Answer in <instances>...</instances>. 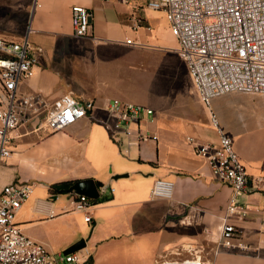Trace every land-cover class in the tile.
I'll list each match as a JSON object with an SVG mask.
<instances>
[{
    "label": "crops",
    "instance_id": "crops-1",
    "mask_svg": "<svg viewBox=\"0 0 264 264\" xmlns=\"http://www.w3.org/2000/svg\"><path fill=\"white\" fill-rule=\"evenodd\" d=\"M74 4L92 11L91 36L74 35ZM142 7L143 0H34L29 37L43 55L32 75L20 81L18 92L52 100L71 93L94 100L96 107L53 133L15 130L12 155L0 159V192L11 182L32 183L16 213L21 230L52 252L84 237L91 242V248H84L92 264L100 263L98 248L122 239L137 252L151 253L141 264L195 256L201 264H264V229L257 211L236 220L245 247L219 244L232 188L216 179L206 157L189 141L215 143L218 132L177 52L179 42L177 47L162 46ZM133 14L145 18L136 30L130 22ZM131 34L141 44L126 43ZM147 55L153 58L149 68ZM163 63L171 65L181 89L167 90ZM115 98L152 107L153 117L130 127L134 134L140 128L156 138L140 145H129L124 133L120 142L111 139L107 122L113 119L107 106ZM212 109L248 171L264 176V93L227 92L212 99ZM117 174L128 175L115 178ZM85 178L106 186L100 195L106 200L88 209L91 222L85 220L86 211L74 209V192L50 190L54 182ZM157 179L172 183L170 197L153 195ZM262 189L244 199L262 206L264 183Z\"/></svg>",
    "mask_w": 264,
    "mask_h": 264
},
{
    "label": "built area",
    "instance_id": "built-area-1",
    "mask_svg": "<svg viewBox=\"0 0 264 264\" xmlns=\"http://www.w3.org/2000/svg\"><path fill=\"white\" fill-rule=\"evenodd\" d=\"M146 5L165 11L179 42L177 52L218 132L215 143H198L194 137H189V141L195 144L197 154L206 157L216 179L232 188L219 244L227 248L245 247L243 230L236 220H245L257 211L264 229V204L244 199L263 190L264 176L256 177L248 171L235 149L233 137L221 127L212 109V99L236 90L264 93V0H146ZM92 22L93 13L88 7L72 6L75 36H91ZM130 22L136 30L145 24V18L133 14ZM32 31L30 26L20 40L0 36V159L12 155L9 146L18 128L53 133L89 116L96 107L94 100H83L71 93L52 100L41 94L18 92L20 81L29 78L42 60L43 48L30 40ZM125 42L141 44L132 38ZM107 111L113 119L107 123L114 141H121V133L130 137L129 145L156 138L140 128L134 134L130 127L153 117L152 107L115 98L109 102ZM132 136L135 138L131 139ZM32 187V183L16 181L6 184L0 192V264H92L85 248L70 253L52 252L21 230L16 213L30 196ZM171 191L170 181H155L154 196L170 197ZM91 199L75 194L72 201L75 210L86 211L88 222L92 221L88 210ZM201 263V257L195 256L152 264Z\"/></svg>",
    "mask_w": 264,
    "mask_h": 264
},
{
    "label": "rangeland",
    "instance_id": "rangeland-1",
    "mask_svg": "<svg viewBox=\"0 0 264 264\" xmlns=\"http://www.w3.org/2000/svg\"><path fill=\"white\" fill-rule=\"evenodd\" d=\"M33 4L34 0H0V36L9 39H20L22 35L27 34L30 26H32ZM142 9L152 20L153 32L157 35L159 43L169 48L177 47L178 39L171 30V25L165 11L163 9L148 7L146 0H143ZM130 38L135 39L134 34H131ZM152 60L153 58L147 55V68H149ZM162 67L165 74L163 81L166 82L167 90L172 92L181 89V84L177 80V74L171 69V65H164L163 63ZM156 75H158V70L156 71ZM146 80L149 79L147 78ZM124 240L122 239L114 244H107V246L98 248L97 257L100 260L99 264H141L149 261L148 256L151 255L150 252H137L128 246V242L123 244L125 243ZM87 246L91 248V242Z\"/></svg>",
    "mask_w": 264,
    "mask_h": 264
},
{
    "label": "water",
    "instance_id": "water-1",
    "mask_svg": "<svg viewBox=\"0 0 264 264\" xmlns=\"http://www.w3.org/2000/svg\"><path fill=\"white\" fill-rule=\"evenodd\" d=\"M128 174H117L115 178L127 176ZM106 190V186L99 187L97 181L94 178H85L77 180L73 185L69 187V191L74 192L77 195H86L92 199L100 197L101 193ZM87 245V239L81 238L69 247L64 252L70 253L80 250Z\"/></svg>",
    "mask_w": 264,
    "mask_h": 264
},
{
    "label": "trees",
    "instance_id": "trees-1",
    "mask_svg": "<svg viewBox=\"0 0 264 264\" xmlns=\"http://www.w3.org/2000/svg\"><path fill=\"white\" fill-rule=\"evenodd\" d=\"M78 179H69V180H61L54 182L50 185V190L53 193H59V192H67L69 191V187L73 185ZM98 186H103V182L97 181ZM106 200L105 196H100L95 199H91L92 204L100 201Z\"/></svg>",
    "mask_w": 264,
    "mask_h": 264
}]
</instances>
